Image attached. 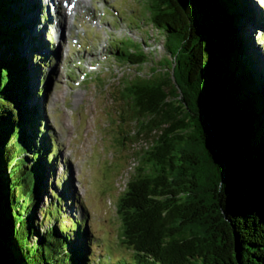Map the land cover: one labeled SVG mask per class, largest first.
Listing matches in <instances>:
<instances>
[{
    "label": "trees",
    "instance_id": "trees-1",
    "mask_svg": "<svg viewBox=\"0 0 264 264\" xmlns=\"http://www.w3.org/2000/svg\"><path fill=\"white\" fill-rule=\"evenodd\" d=\"M211 2L213 27L201 31L208 46L198 45L193 34L185 50L194 44L198 53L180 57L178 71L193 91L200 89L195 81L205 83L202 68L208 76L220 74L230 126L243 137L235 251L216 246L192 202L181 156L184 124L165 102L164 83L140 75L125 83L122 98L137 122V139L157 135L136 155L138 166L119 198L121 244L131 253L117 264H264V62L247 28L259 18L252 0ZM145 6L175 54L188 34L179 9L173 0ZM32 10L29 0H0V264H95L88 210L72 181L58 175L57 145L45 125L51 80L43 71L55 55L46 34L44 47L30 33L26 16ZM40 10L43 23L48 18ZM126 41L115 45L117 58L128 66L147 64L150 54L139 45L123 48Z\"/></svg>",
    "mask_w": 264,
    "mask_h": 264
},
{
    "label": "rangeland",
    "instance_id": "rangeland-1",
    "mask_svg": "<svg viewBox=\"0 0 264 264\" xmlns=\"http://www.w3.org/2000/svg\"><path fill=\"white\" fill-rule=\"evenodd\" d=\"M29 1L33 4L26 16L30 33L40 38L44 47L47 32L53 42L47 48L55 55V62L43 71L51 80L43 108L46 128L57 145V173L72 181L76 198L88 210L95 236V264L128 262L131 252L121 244L117 211L123 192L117 186L118 177L139 162L136 155L142 147L148 149L145 141L151 144L153 138L137 139V122L122 93L127 81L152 72L154 58L149 54L165 38L150 22L145 6L149 0H92L75 13V19L69 11L71 0ZM50 1L58 4L57 13L49 7ZM252 1L259 20L247 28L264 62V10ZM43 6L44 15L52 18L48 26V20L41 22ZM62 33L65 35L60 40L58 34ZM123 41V48L140 46L149 55L147 64L138 68L118 59L115 45Z\"/></svg>",
    "mask_w": 264,
    "mask_h": 264
},
{
    "label": "water",
    "instance_id": "water-1",
    "mask_svg": "<svg viewBox=\"0 0 264 264\" xmlns=\"http://www.w3.org/2000/svg\"><path fill=\"white\" fill-rule=\"evenodd\" d=\"M173 1L179 9V18L187 24V38L182 40L175 54L167 47L168 39L161 40L156 50L150 53L154 60L151 61L152 72L146 78L162 80L165 102L173 105L176 119L184 124L185 142L181 156L185 159V179L196 211L213 233L216 246L225 244L234 252L237 208L242 201L237 190L242 184L240 151L243 137L230 126L228 108L222 101L219 88L220 74L208 76L206 68H202L205 83L197 86L200 82L195 81V87L200 89L193 91V85L178 71L180 57L198 53L194 44L188 52L185 50V44L190 42L193 34L198 45L208 46L201 31L213 27L214 7L211 0ZM194 24L202 27L199 32L194 31ZM221 31L215 34L219 39H222ZM156 135L154 132L152 138Z\"/></svg>",
    "mask_w": 264,
    "mask_h": 264
},
{
    "label": "bare ground",
    "instance_id": "bare-ground-1",
    "mask_svg": "<svg viewBox=\"0 0 264 264\" xmlns=\"http://www.w3.org/2000/svg\"><path fill=\"white\" fill-rule=\"evenodd\" d=\"M67 1V0H66ZM70 1V0H69ZM68 1V2H69ZM92 0H71L69 3H71V4H69V5H71L72 6V10H71V14H72V16L74 17L73 19H75V13H77L78 12V10L79 9H84L86 6H87V4H88V2H91ZM51 2L52 1H50L49 2V7L50 8H52L53 9V12L54 13H57L58 12V4L57 3H55V4H51ZM89 5H90V3H89ZM88 9H89V6H88ZM87 9V10H88ZM66 16L67 15H69L68 14V11H66ZM50 20L48 21L49 23H48V25L51 23L50 21L52 20V18H49ZM64 25H66L65 23H64ZM73 25H75L74 23H73ZM67 26V25H66ZM74 27V26H73ZM71 29V28H70ZM70 31V30H69ZM65 35V34H64ZM63 33L62 34H58V38L60 39V40H62L63 39ZM52 46V45H51ZM52 48V47H51Z\"/></svg>",
    "mask_w": 264,
    "mask_h": 264
},
{
    "label": "built area",
    "instance_id": "built-area-1",
    "mask_svg": "<svg viewBox=\"0 0 264 264\" xmlns=\"http://www.w3.org/2000/svg\"><path fill=\"white\" fill-rule=\"evenodd\" d=\"M137 166L138 163H135L133 166L129 165L127 168L124 169L121 176L118 177L119 181L117 180L118 181L117 186L119 187L120 192L125 191L129 179Z\"/></svg>",
    "mask_w": 264,
    "mask_h": 264
}]
</instances>
